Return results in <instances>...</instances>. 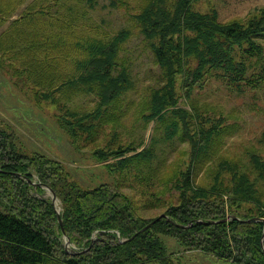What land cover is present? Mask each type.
<instances>
[{
  "label": "rangeland",
  "instance_id": "1",
  "mask_svg": "<svg viewBox=\"0 0 264 264\" xmlns=\"http://www.w3.org/2000/svg\"><path fill=\"white\" fill-rule=\"evenodd\" d=\"M5 1L9 6L0 7V128L18 151L28 157L40 154L56 160L82 187L120 183L121 192L146 219L177 205L178 191L172 187L171 175L178 172L179 176L183 169L194 166L193 184L202 186L209 183L210 173L223 159L241 163L240 169L254 182L256 195L264 198V172L250 158L257 154L264 160V86L236 87L211 77L201 86L188 87L177 74L173 107L190 112L188 123L184 124L179 113H167L161 120L150 116L152 97L164 85L165 77L137 22L144 0ZM190 6L201 13L214 11L217 21L224 23L245 21L264 10V0H193ZM22 14L24 18L13 19ZM121 29L128 37L117 45L116 65L120 71L127 68L131 76L128 87L123 85L106 101L95 82L80 78L85 72L78 63L96 46L109 43ZM258 42L264 51V39ZM252 61L264 66L263 59ZM191 65H196V59ZM76 117H82L91 132L98 131L88 140L85 131L73 140L68 126ZM211 123L218 125V130L210 137L207 150L201 152L204 146H200L194 156L186 137L199 138L200 128ZM118 146L136 151L150 146L154 151L149 158L129 160L128 166L120 165V160L132 151L97 162V147L107 154ZM220 176L231 185L228 172L222 171ZM161 192L162 200L157 201L154 197ZM43 197L55 211H61L57 196L53 202L45 189ZM227 197L224 194V200ZM241 205L245 208L252 203L241 201ZM224 206L231 215L226 203ZM163 239L173 264H232L200 246L180 245L175 237ZM67 249L70 252L76 247L68 243Z\"/></svg>",
  "mask_w": 264,
  "mask_h": 264
},
{
  "label": "trees",
  "instance_id": "2",
  "mask_svg": "<svg viewBox=\"0 0 264 264\" xmlns=\"http://www.w3.org/2000/svg\"><path fill=\"white\" fill-rule=\"evenodd\" d=\"M192 1L144 0L136 15L143 39L148 41L154 62L165 77L164 85L152 97L150 116L163 120L167 113H179L184 124L188 123L190 112L173 107L177 101L173 95L177 74L188 87L201 86L211 77L236 87L264 86V66L252 61L259 58L264 62V51L258 42L264 39V10L245 21L221 23L214 11L201 13L191 9ZM2 6H9V1L0 0ZM22 18L23 14L15 19ZM119 31L109 43L96 46L91 55L78 63L85 72L80 78L95 82L106 101L123 85L127 88L131 76L127 68L120 71L116 65L117 45L128 37L125 29ZM192 59H196L194 67ZM69 125L75 141L84 131L86 140L98 131L91 132L82 117H76ZM201 128L199 138L186 137L194 156L200 146H204L201 152L207 150L209 139L219 126L211 123L208 128ZM8 136L0 128V264H173L163 239L167 236L175 237L177 243L186 247L200 246L232 264H264V198L256 195L254 182L240 169L241 163L218 161L209 183L202 186L193 184L194 166L183 169L179 176L178 172L171 175L172 187L178 191L177 205H169L165 217L160 216L141 230L155 218L139 216L128 196L121 192L120 183L82 187L56 160L40 154L28 157L15 148ZM127 151L134 153L121 158L120 165L149 158L154 150L150 146L140 151L118 146L106 154L97 147L94 155L101 162ZM250 158L264 172V160L257 154ZM222 171L231 175V185L221 178ZM34 179L40 184H33ZM42 185L50 187L61 200L62 226L51 201L43 197ZM161 194L154 198L162 200ZM224 194L228 195L226 200ZM241 201L252 205L243 208ZM224 203L234 218L225 219L228 214ZM252 218L259 220L246 221ZM64 235L75 250L67 251Z\"/></svg>",
  "mask_w": 264,
  "mask_h": 264
},
{
  "label": "water",
  "instance_id": "3",
  "mask_svg": "<svg viewBox=\"0 0 264 264\" xmlns=\"http://www.w3.org/2000/svg\"><path fill=\"white\" fill-rule=\"evenodd\" d=\"M32 183H34V182H32ZM34 184H35V183H34ZM38 184H39V183H38ZM44 186H45V188L51 193V198H52V201L54 202L55 199H56V196H55L54 192H53L48 186H46V185H44ZM56 216H57V218H58V222H59V224L62 226V220H61L60 213H59L58 210H56ZM162 216H165V215L163 214ZM159 217H160V216H158V217H156L155 219L151 220V221H150L146 226H144L141 230H143V229L149 227L152 223H154L156 220H158ZM250 220H259V219H258V218H252V219H247L246 221H250ZM68 243H69L68 238H66V245H65L66 248L68 247Z\"/></svg>",
  "mask_w": 264,
  "mask_h": 264
},
{
  "label": "crops",
  "instance_id": "4",
  "mask_svg": "<svg viewBox=\"0 0 264 264\" xmlns=\"http://www.w3.org/2000/svg\"><path fill=\"white\" fill-rule=\"evenodd\" d=\"M17 18V17H16ZM13 19H15V18H13Z\"/></svg>",
  "mask_w": 264,
  "mask_h": 264
}]
</instances>
